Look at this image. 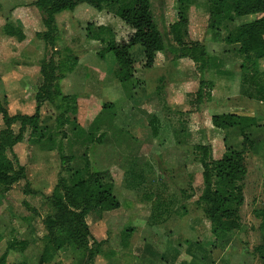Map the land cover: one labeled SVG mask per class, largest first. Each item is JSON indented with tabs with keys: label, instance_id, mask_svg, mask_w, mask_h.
<instances>
[{
	"label": "rangeland",
	"instance_id": "1",
	"mask_svg": "<svg viewBox=\"0 0 264 264\" xmlns=\"http://www.w3.org/2000/svg\"><path fill=\"white\" fill-rule=\"evenodd\" d=\"M33 1L0 0L3 4L0 3V38L6 33V26L18 28L21 25L13 21L12 11L15 8L11 2L24 5L29 12H33L28 21L26 16L21 17V28L27 32L24 42L19 43L16 38L0 39V79L8 72L14 73L17 79L24 76L16 71L18 64L37 68L42 60L48 62L51 58L56 61L63 55L68 57L65 48L73 52L70 56H79L83 52L84 64L95 62V67H99L101 42L94 38L98 36V29L105 28V33L98 37L106 43L113 39H126L132 32L114 15L119 7L132 0L107 4L101 12L82 4L58 17L56 46L61 54H57L51 47L46 48L43 40L35 38L36 32H44L45 29L32 6ZM177 1L151 0L168 48L175 46L169 26L177 20ZM221 1L192 0L197 7L192 10L190 40H199L206 48L208 64L203 70L189 60H181L184 63L181 65L177 62L180 60L175 59L167 49L160 55L157 68H137L134 81L119 84L121 86L115 83L112 90H106L103 95L104 89L94 84L103 81L104 87L107 84L109 87V82L114 81L116 61L111 53L112 58L105 59L104 75H95L88 85L81 86V90L92 98L86 102V112L90 111V117L84 116L81 122L78 119L80 130L75 124L62 129L57 127L55 104L44 103L39 128L33 131L28 126L21 142L6 150L14 171L24 167L26 180L15 183L6 193L0 188V263L86 264L93 245L91 232L94 222H102L110 228L94 264H225L223 254L227 249L231 256L237 255L241 264L263 263L264 231L259 229L261 221L256 217L264 218V212L257 209V204L262 203L264 198V102L258 99V89L252 83V77L258 74L255 80L264 83V46L260 48L264 44V24L239 44H229L227 38L236 36L244 24L263 19L264 6L259 3L254 13L238 18L232 11L234 0H223L229 5V14L219 28L210 29L208 6L213 2L220 5ZM243 47L246 54L241 52ZM137 48L141 50V55L131 49V57L138 66H143L144 51L141 46ZM95 67L90 66V71H94ZM83 71L86 70H79L78 74H84ZM202 78L214 87L212 99L205 101L203 112L196 105V92ZM100 79L101 82L98 81ZM40 83V73L34 72L22 84L25 93L19 94L21 90L15 82L0 84V108L7 110L10 117L33 115ZM167 92L175 100L177 98L176 110L168 105ZM106 96L115 101L116 112H113L115 106L111 107L113 104L103 99ZM216 103L230 106L232 112L242 115L245 121L230 130L214 129L210 124V116L213 115L210 107ZM17 123L12 124L15 136L20 134L21 128ZM155 128L159 130L158 137L153 134ZM0 129H6L2 114ZM242 132L253 142V147L246 152L244 185L247 199L241 211L242 226L215 241L210 223L197 204L202 194L203 168L195 147L199 144L212 145L213 158L218 159L225 153L224 136H227V146L242 150ZM149 145L157 146L156 157ZM59 146H62L66 156L73 158L68 171L61 170ZM148 156L153 157L150 162H147ZM86 163H89L88 169ZM77 171L82 173L83 178H87L89 172L104 173L105 184H112L113 194L120 202V208L114 211L91 213L92 217L86 221L91 236L55 225L59 211L52 195L58 179L62 176L64 183L72 186ZM10 174L13 172L10 171ZM151 177L155 179L150 180ZM163 186L167 187L162 194L166 213L159 217L145 197ZM60 190L65 194L63 186ZM157 216L168 225V228L160 230L162 241L152 239L148 242L142 235L136 238V234L145 230L146 223L157 220ZM180 223L184 228L180 231L182 246L193 243L195 246L194 252L193 249L188 250L195 257L187 261L183 259V254L180 258L174 255L177 244L169 242L178 232L175 228Z\"/></svg>",
	"mask_w": 264,
	"mask_h": 264
},
{
	"label": "trees",
	"instance_id": "2",
	"mask_svg": "<svg viewBox=\"0 0 264 264\" xmlns=\"http://www.w3.org/2000/svg\"><path fill=\"white\" fill-rule=\"evenodd\" d=\"M127 0H34L32 6L39 14L44 32H36L35 38L43 40L46 48L55 49L59 35L58 17L65 12H72L78 6L87 4L97 11L101 12L107 4H118ZM233 14L235 17L243 18L256 11L261 3L264 6V0L261 2L246 3L244 0H234ZM177 20L169 26V34L175 41V46L168 48L165 36L161 32L156 20L151 0H132L118 8L115 12L116 18L122 21L131 29L126 39L120 41L110 40L107 43L99 35L104 34V27H100L97 32V41L106 46L99 53V57L104 59L107 53H113L116 60L114 67V76L121 84H127L135 79V72L138 68L153 69L157 68L160 55L170 49L175 59L189 60L199 65L203 70L208 64V55L205 46L199 41L190 40V25L192 20V10L197 7L192 0H178ZM195 6V7H194ZM209 28H219L229 14V5L221 1L220 5L210 3L208 6ZM264 24V18L255 20L251 23L241 26L234 37L227 38L229 44H239L247 35H251ZM5 36L7 38H16L17 42H24L27 37L25 28L6 26ZM189 40V41H188ZM135 46H141L144 49L143 66H138L131 57V49ZM262 44L261 47H263ZM57 54L59 51H55ZM241 52L247 53L243 47ZM74 63H70L73 62ZM75 57H66L59 60L58 63L51 58L48 62L42 60L38 67L41 75V83L36 93L35 113L31 116L10 117L7 110L0 108V114L3 115L5 130L0 129V188L1 191L9 192L15 183L26 180L24 167L20 166L18 171H14L13 164L6 156V150L13 148L21 142L25 129L29 126L36 131L39 128L41 107L46 102L55 104L57 117L55 119L57 127L64 128L70 123V116L74 115L77 106L75 98L63 94L59 81L66 73L74 69ZM16 71L29 73L32 66L28 64L16 65ZM255 73V71H253ZM264 77V71L262 72ZM258 74L252 77V83L258 89L259 101L264 102V83L255 80ZM213 86L203 78L200 80L198 91L196 92L197 109L205 111V101L212 98ZM246 95V94H245ZM252 96H250L251 98ZM253 99V98H251ZM245 120L236 114H219L210 116V124L219 131H226L240 126ZM19 122L21 124L20 134L15 136L12 130V124ZM157 135V129L153 131ZM63 136L66 138L65 134ZM242 150H235L227 146L224 136L222 141L225 145V153L221 158H213V148L209 144H199L195 147L198 161L203 168L202 172V194L197 204L202 207L204 217L210 223L211 234L216 238L229 234L240 229V207L244 201L243 181L247 174L246 152L253 147V142L249 140L245 132L241 133ZM59 157L61 161V170L68 171V165L73 160L66 156L62 146H59ZM88 169L89 163H86ZM10 171L13 174H10ZM75 182L72 186H67L59 177L52 198L59 211V217L55 225L68 227L71 232H82L91 236L86 216L92 212L105 213L120 208L119 200L113 194L112 184H105V174L102 172H89L87 178H83L82 173H75ZM63 186L61 193L60 187ZM147 197V195H146ZM145 197V198H146ZM148 198V197H147ZM67 201V202H66ZM25 205L30 208L29 204ZM264 212V210H261ZM261 228L264 230V218ZM24 244L26 242H23ZM101 242L93 238V245L90 250L89 258L86 264H94L99 253ZM4 264V262L0 263Z\"/></svg>",
	"mask_w": 264,
	"mask_h": 264
},
{
	"label": "crops",
	"instance_id": "3",
	"mask_svg": "<svg viewBox=\"0 0 264 264\" xmlns=\"http://www.w3.org/2000/svg\"><path fill=\"white\" fill-rule=\"evenodd\" d=\"M11 1V0H10ZM1 3V2H0ZM2 4V3H1ZM11 4L14 5V8L15 10L12 11V13L14 14V18H13V21L14 23H17L18 25L21 23L22 25V16H26V19L28 21V19L32 18L30 17L29 15L31 14V12H29L30 10L27 9V7H25L24 5H21L19 3H16L15 2H11ZM3 5V4H2ZM33 13V12H32ZM27 14V15H25ZM15 25V24H14ZM23 27V25H22ZM5 36V35H4ZM4 36L1 37L0 39H4ZM6 39L10 40L11 38H7ZM189 41V40H188ZM199 41V40H198ZM201 44L202 42L199 41ZM101 46L99 45V47H101L100 49H103L106 45L100 43ZM103 45V46H102ZM203 45V44H202ZM136 50L137 52L140 53L141 55V50L139 48H137V46L133 47L132 50ZM55 51H59L58 47L56 46ZM65 53L69 54L68 57L71 58V57H75L76 58V62L74 64V69L72 72L70 73H66L64 75V77L59 81L60 83V87L62 89V92L63 94L65 95H68L72 98H75L76 100V106H77V110L75 112L74 115H71V119H70V123L68 124V126L72 125V124H75L77 126H79V130H80V122H81V119L84 117V116H87L90 117L91 113L90 111L89 112H86L87 108H86V102L89 101L90 98H92V95H89L88 93H84V91L81 90V86H84V85H88V83L92 80V78L96 75L97 77L98 76H101V75H104V73L106 72V69L103 68L104 65H106V61L105 59L107 58H112L111 56V53H107L104 57V59H101V61H98L97 64L99 62H101L100 66L99 67H95V62L92 63V65L90 64H84V56L85 54H83V52H80L79 56L75 55V56H70V54L72 55V51L68 48H65ZM144 51V49H143ZM72 52V53H71ZM85 53V52H84ZM87 53V52H86ZM61 54V52L59 53ZM64 54V53H63ZM113 54V53H112ZM114 55V54H113ZM67 55H63L60 59L61 60H64L66 58ZM115 57V56H114ZM59 59V60H60ZM59 60H56L55 62L58 63ZM116 61V60H115ZM184 61V60H183ZM178 63H180L181 65L184 64L182 63V61H177ZM70 63H74L73 62H70ZM114 65V64H112ZM32 66V65H31ZM37 66V65H36ZM90 66H94L95 67V70L94 71H90ZM107 67V66H106ZM34 69H36L34 71ZM86 70V71H83L84 74L82 75H79L78 74V71L79 70ZM89 69V70H87ZM108 70V69H107ZM24 76H22L20 79H17L14 75V73H6L5 75H1V79H0V84L3 85V84H8L9 82H15L17 86H19L21 92H19V94H22V93H25L24 89H23V86L22 84H24L25 82H27V79L30 78L34 72H38L40 73L39 71V67H33L32 66V71L29 72V73H25V72H22V70L20 71ZM93 73V74H92ZM78 76H82V77H77ZM115 77V76H114ZM90 80V81H89ZM99 82H101L102 80H98ZM111 85L108 87L109 84H107L105 87L103 85V81L101 83H96L94 84V86H96L97 88H101L102 90L104 89V93L103 95L106 94V90H112L113 86H115V83L117 84V86H121L118 82V80L115 78L114 81H110L109 82ZM90 85V84H89ZM122 85H125V84H122ZM172 86V84L170 85ZM214 88V87H213ZM215 95H216V91L214 92L213 94V97L215 99ZM219 95H218V99H219ZM99 99V98H98ZM104 100L106 101H109V103L113 104L111 105V107L115 106V101L113 100H109V98L106 96L103 98ZM102 99V100H103ZM167 101H168V105L171 107L172 110H176L177 109V98L176 100L174 99V97L172 96V94H169L167 92ZM212 99V98H211ZM101 100V99H99ZM177 101V102H175ZM135 103V101H133ZM212 102V101H211ZM214 102V100H213ZM125 103V102H124ZM79 104V106H78ZM212 110H213V115H219V114H235L232 112V109L231 107L227 106V105H224L222 103H216L215 105L211 106L210 107ZM243 108V107H241ZM116 109V106L113 110V112H116L117 110ZM211 112V111H210ZM237 115V114H236ZM242 117V115H239ZM78 119L80 122H78ZM99 123V121H98ZM19 124V127H21V124L20 123H17ZM100 125V124H99ZM15 126V125H14ZM18 126V125H17ZM98 126H96L97 128ZM66 128V127H65ZM155 130V129H154ZM158 133H159V130L157 129V137H158ZM156 136V135H154ZM151 145V144H150ZM148 146L150 148V150L153 152L154 154V157H156V149H157V146ZM155 145V144H154ZM237 150V149H235ZM153 157L151 156H148V160L147 162L151 161ZM159 158V157H158ZM144 178H146V175H144ZM155 179V177H151L150 180H153ZM245 181V180H244ZM244 181H243V186H244V201H243V205L240 207V217H241V211L245 205V201H246V188H245V185H244ZM167 191V187L166 186H163V188H160L158 190H155V191H152V192H149V194L147 195V197L145 198L146 199V202L152 204L151 205V208L154 209V211L158 214L159 213V217L162 213H166V208H163L164 207V199H163V195L164 193ZM163 194V195H162ZM262 203H258L257 206H258V210L261 211V210H264V198L261 199ZM163 203V204H162ZM114 211V210H113ZM111 212V211H109ZM89 217H92V214L89 213L87 216H86V221ZM158 216H157V220H150L146 223L145 225V230L143 232H141L140 234H136L135 237L138 238L139 236L138 235H142L144 237H146L148 239V242H150V240L152 239H155L157 241L161 240L162 241V237H159V234H160V230H163V229H166L168 228V225H166V223H163L164 221L162 219H160ZM159 218V219H158ZM93 219V218H92ZM241 219V218H240ZM256 220H260L261 223L259 225V229L260 230H263L261 228V224H262V220L260 218H257L256 217ZM87 223V222H86ZM95 224L93 225V230H92V234H93V238L96 239V241L98 242H101L102 243V247L104 246L105 244V237L107 235L109 231V229L105 226L104 223L100 222V223H96L94 222ZM88 224V223H87ZM101 225V226H100ZM241 220H240V228H241ZM106 228V229H105ZM176 230H178V232L173 236V238L169 241V242H173L172 244L173 245H176L174 246L175 247V250H174V255L177 257V258H180V255H184L185 257L183 259H185V261H187V259L191 260L192 258H194L195 256L193 254H189L188 250L189 249H193V252L195 250V246H194V243L191 244V245H187L185 247L182 246V243H181V229H184L183 228V225L180 223L179 226H176L175 228ZM264 231V230H263ZM145 232V233H144ZM183 234V233H182ZM222 236H225V235H222ZM220 236V237H222ZM171 237V236H170ZM219 237V238H220ZM219 238H216L215 237V241L218 240ZM167 242V241H166ZM169 242L167 243V245L169 244ZM152 244V243H150ZM157 244V242H155V245ZM153 245V244H152ZM166 248V247H165ZM173 248V246H172ZM258 249V247H257ZM214 252V251H213ZM209 254L211 252H208ZM210 256V255H209ZM223 257H224V260H225V264H241V260H238L237 258V255H234V256H231L229 250L227 249L224 254H223ZM264 255L261 257V259L263 260V263L264 264ZM190 262V261H188Z\"/></svg>",
	"mask_w": 264,
	"mask_h": 264
}]
</instances>
